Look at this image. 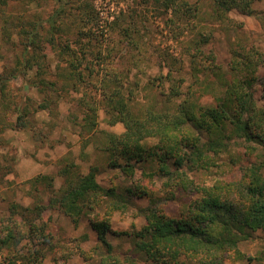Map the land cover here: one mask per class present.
<instances>
[{
    "label": "rangeland",
    "instance_id": "374dc122",
    "mask_svg": "<svg viewBox=\"0 0 264 264\" xmlns=\"http://www.w3.org/2000/svg\"><path fill=\"white\" fill-rule=\"evenodd\" d=\"M188 2L198 7L196 13L184 8L172 13L153 0H67L56 25L60 33H68L60 42L81 62L75 70L71 57L61 54V43L49 44L45 38L40 41L43 68L34 64L27 69L19 31L23 25L14 26L34 21L47 28L64 6L59 0H8L0 5V220L22 223L21 241L1 249V258L17 249L23 264L33 250L38 264H158L135 247V233L147 224L149 209L158 207L179 217L206 189L232 188L238 195L244 169L252 162L264 163L262 143L235 135L217 154L208 153L209 166L185 163L179 169L185 179L180 185L175 183L174 164L170 176L162 175L157 160L134 162L132 172L108 165L104 148L110 135L125 131L116 118L114 100L138 117L146 111L173 112L184 99L215 106L216 96H221L216 92L229 75L232 50L253 44L264 51V0L252 3L254 14L233 8L221 20L211 0ZM5 26L9 38L2 33ZM200 38L206 56L215 58L213 65L205 55H193ZM96 53L103 60L98 62ZM9 72L15 75L3 80ZM256 74L251 90L261 106L264 67ZM172 87H177L178 96L172 95ZM115 90L117 96L109 100ZM148 141L150 145L156 139ZM90 165L98 184L114 195H99L92 207L69 216L55 200L66 181L85 175ZM64 168L69 172L63 174ZM261 173L264 177V164ZM41 175L46 179L33 181ZM135 188L149 197L128 191ZM28 221L36 225L31 240ZM103 221L109 224L104 236L110 248L92 226ZM237 245L242 256L229 251L219 264H264V230Z\"/></svg>",
    "mask_w": 264,
    "mask_h": 264
},
{
    "label": "trees",
    "instance_id": "16d2710c",
    "mask_svg": "<svg viewBox=\"0 0 264 264\" xmlns=\"http://www.w3.org/2000/svg\"><path fill=\"white\" fill-rule=\"evenodd\" d=\"M8 0H0V5H6ZM64 6L56 12L55 18L49 20V26L43 28L42 23L28 22L14 23L23 25L22 45L26 55L23 61L27 69L37 65L43 68L40 59L41 38L49 44L61 43V54L71 57L69 60L72 68H78V61L74 51L69 54L68 44L60 42L62 37L68 33H60L56 25L58 16L67 10V0H59ZM155 4L161 5L165 10L172 13L185 9L196 13L198 7L190 4L188 0H153ZM215 16L218 20L223 18L224 13L235 8L243 14L255 13L252 3L256 0H211ZM0 6V12L2 7ZM8 22L7 19L4 20ZM13 23V22H10ZM44 29L45 34L41 33ZM7 27L2 33L9 38ZM60 38V39H59ZM196 50L194 57L205 55L213 65L214 56L204 53L199 44L204 41H195ZM44 47V46H43ZM31 51L33 53H31ZM232 58L229 62L227 75L222 84L215 106H200L190 100L184 99L176 104L171 111H162L158 114L154 111H146L142 116H134L122 102L112 103L117 111L116 118L124 123L125 131L119 135H110V140L105 146L108 154V165L120 167L122 170L133 171V163L146 160H157L159 171L162 175L170 176V166L175 165L177 172L176 185L184 184L183 171L179 170L185 163L197 167H207L211 160L209 152L217 154L220 149L226 147L227 141L232 136H238L246 141H256L264 146V103L256 105L252 93V84L257 80L256 71L258 67H264V51L259 50L253 44L243 45L237 50H232ZM99 61L103 60L101 54H95ZM44 64H46L44 62ZM211 70V69H209ZM3 80L8 81V76L13 77L12 72L6 74ZM77 76L81 73L77 71ZM178 86V85H177ZM173 96L180 94L177 87H172ZM264 90V79H263ZM116 91V90H115ZM109 96L113 100L117 91ZM217 91V90H216ZM116 103V104H115ZM231 125L230 132L227 131ZM188 126L191 128L189 129ZM194 131V133H193ZM206 134V136L204 135ZM205 136V141L201 137ZM149 138H155L154 144H148ZM263 162H252L243 172L242 194H236L232 188L224 191H204L202 197L195 198L191 208L184 215L172 217L165 214L162 209L153 207L146 213L147 224L136 231L135 247L142 250L148 259L158 264H219L227 252H234L237 257L242 254L238 251V242L250 237L252 232L264 230V177L261 173ZM68 168V166H66ZM69 169L64 168L63 174ZM46 179V176H36L33 181ZM94 166H89L85 175H79L77 179L69 178L64 184L61 196L58 197V205L62 207L69 216L76 217L83 207H92L93 201L99 195L112 196V190H105L96 181ZM137 190L138 192H134ZM132 194L146 195L148 193L140 188L128 190ZM51 203L52 200H50ZM39 209V207H36ZM28 210L29 208H24ZM22 219H26L20 214ZM10 222V223H9ZM12 219L0 220V250L5 249L10 243H19L22 239V223ZM24 226V225H23ZM92 226L98 233L99 239L105 243V233L109 230V224L103 222H92ZM27 233L33 238L36 225L28 221ZM42 233H40L41 235ZM108 248L110 244L107 243ZM19 251L0 256V264H20ZM21 260V261H20ZM24 263L38 264L37 253L25 257Z\"/></svg>",
    "mask_w": 264,
    "mask_h": 264
}]
</instances>
